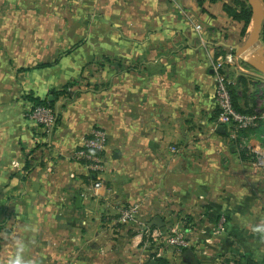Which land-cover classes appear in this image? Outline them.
Segmentation results:
<instances>
[{
  "label": "crops",
  "instance_id": "obj_1",
  "mask_svg": "<svg viewBox=\"0 0 264 264\" xmlns=\"http://www.w3.org/2000/svg\"><path fill=\"white\" fill-rule=\"evenodd\" d=\"M232 1L0 0V264H264V170L241 157L264 154V123L216 122L213 64L253 27L241 35ZM259 45L254 62L264 21ZM242 63L227 67L234 107L264 115V78ZM32 100L54 101L47 138L23 116ZM94 128L98 176L73 159ZM132 205L134 221L105 219Z\"/></svg>",
  "mask_w": 264,
  "mask_h": 264
},
{
  "label": "built area",
  "instance_id": "obj_2",
  "mask_svg": "<svg viewBox=\"0 0 264 264\" xmlns=\"http://www.w3.org/2000/svg\"><path fill=\"white\" fill-rule=\"evenodd\" d=\"M200 29L199 26L196 27ZM235 66V58L232 52H228L223 57L217 59L213 64V84H214V103L216 107V122L229 132L248 131L260 127L264 123V115L259 113L245 114L237 111L233 105L231 89L234 80L227 73V67ZM24 118L39 126L46 138L50 136L56 121L55 111L48 106H33L24 115ZM107 144V136L104 130L94 128L85 137L78 150L73 153V159L82 163L86 169L98 176L104 172L105 166L102 154ZM241 152L250 155L254 166L264 170V154L256 149L241 147ZM101 180L98 178V182ZM113 208V207H112ZM115 213L112 217L106 216L105 219L112 225H125L136 219L138 207L114 206ZM225 224V218L218 220L217 228L220 231ZM155 240L162 239V234L152 235ZM166 246L176 254H183L188 248V241L182 232L173 229L170 234L164 237Z\"/></svg>",
  "mask_w": 264,
  "mask_h": 264
},
{
  "label": "water",
  "instance_id": "obj_3",
  "mask_svg": "<svg viewBox=\"0 0 264 264\" xmlns=\"http://www.w3.org/2000/svg\"><path fill=\"white\" fill-rule=\"evenodd\" d=\"M250 7L251 20L253 22V27L246 41L242 45L230 46L229 49L233 52L235 62L242 61L246 62L249 66L255 69L261 77L264 78V64L257 65L253 60V51L260 48L259 39L261 35V30L263 28L264 21V1L263 0H245ZM220 134H225V128L220 126L218 128ZM76 206H79V198L77 197ZM149 226H156L157 228L162 227V222L159 218H155L149 224ZM188 254V252H187ZM149 264H157L152 261Z\"/></svg>",
  "mask_w": 264,
  "mask_h": 264
},
{
  "label": "trees",
  "instance_id": "obj_4",
  "mask_svg": "<svg viewBox=\"0 0 264 264\" xmlns=\"http://www.w3.org/2000/svg\"><path fill=\"white\" fill-rule=\"evenodd\" d=\"M223 11L227 15V17H229L231 20H233L236 23L241 24V26H242L241 35H244L246 28L248 27L250 20H251V11H250V7L248 6V4L245 1L241 2L238 0H233L232 5H224L223 6ZM62 94H63V91L54 92L53 98L56 99L57 96L62 95ZM231 97H232V89H231ZM32 102H33V106L41 105V106H48V107L52 108L54 101L48 102L47 100H42V101L32 100ZM56 119H57V115H56ZM241 157L244 159H248V160L251 159L250 155L247 156L245 154V152H242Z\"/></svg>",
  "mask_w": 264,
  "mask_h": 264
},
{
  "label": "rangeland",
  "instance_id": "obj_5",
  "mask_svg": "<svg viewBox=\"0 0 264 264\" xmlns=\"http://www.w3.org/2000/svg\"><path fill=\"white\" fill-rule=\"evenodd\" d=\"M255 63H256L257 65H259V66L262 65V64H264V62H261V61L258 59V57L255 59ZM241 66H244V68H245L246 70H248V71H250V72H254L255 74L259 75L258 78L261 77V75H260L257 71H255L254 68H252L251 66H249L247 63L243 62V63L241 64ZM261 78H263V77H261Z\"/></svg>",
  "mask_w": 264,
  "mask_h": 264
}]
</instances>
